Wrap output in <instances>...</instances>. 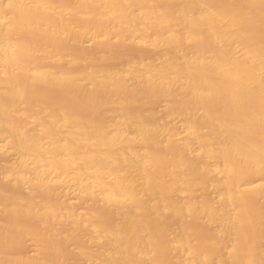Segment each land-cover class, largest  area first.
Returning a JSON list of instances; mask_svg holds the SVG:
<instances>
[{"label": "bare ground", "instance_id": "1", "mask_svg": "<svg viewBox=\"0 0 264 264\" xmlns=\"http://www.w3.org/2000/svg\"><path fill=\"white\" fill-rule=\"evenodd\" d=\"M259 5L264 12V0H0V134L20 154L17 172L6 166L2 175L15 193L25 185L35 194L52 187V196L56 187L73 182L80 193L111 205L121 218L106 225L102 212H91L94 220L87 222L62 198L64 203H56L50 197L57 200L50 203L31 190L8 197L3 188L8 198L0 200L1 214L9 217L0 224V264H65L58 245L30 231L28 218L42 224L53 219L58 228L67 224L59 229L70 240L84 239L87 231L89 245L102 246L98 256L94 253L101 264H162L167 253L183 257L182 264L264 262V250L257 247L264 239L259 223L264 181L250 185L252 178L264 176V36L257 33H264V13L256 10ZM102 36L108 43L112 37L150 42L163 47L162 59L130 58L111 70L92 65L94 57L83 59L91 63L86 69L72 68L82 58L62 48V42L79 45L84 38ZM43 86L72 88V104L46 100ZM95 90L103 98H96ZM153 96L174 99L168 110L185 118L189 136L184 141L177 139L174 126L125 106ZM106 106L107 117L89 113ZM30 121L37 126L29 128ZM214 171L221 174L210 185L218 192V206L213 196L212 203L178 199L176 194L193 196L197 190H191L206 185L203 178ZM187 216L218 223V228L211 225L218 229L215 245L193 234L183 223ZM169 218L178 223L173 236ZM28 236L45 246L42 251L51 245L64 261L41 251L4 254Z\"/></svg>", "mask_w": 264, "mask_h": 264}, {"label": "rangeland", "instance_id": "2", "mask_svg": "<svg viewBox=\"0 0 264 264\" xmlns=\"http://www.w3.org/2000/svg\"><path fill=\"white\" fill-rule=\"evenodd\" d=\"M260 7V5L259 6H257L256 8V10L259 12L260 11V13H264L263 12V8L262 9H260L259 8ZM257 33H259V35L261 36V38L264 36V35H262V34H264V33H260V31L258 30V32ZM105 37V38H104ZM118 38H116V37H112L111 38V41H110V43H108L107 41H108V37H107V40H106V36H102L101 38H99V39H97V40H95V39H92V38H90V37H87V38H84V39H82L81 41H79L78 43H79V45H77V43L75 44V43H71V42H69L68 43V41L66 42V44L64 43V41L62 42L63 44H61V45H63V46H61L62 48H64V49H66V50H71L70 52L71 53H73V54H77V55H79L81 58H82V60L81 61H79V63L77 62L76 64H74L73 66H72V68H75V69H79V70H81V69H86L87 68V66L88 65H91V63L90 64H88L87 65V63L86 62H84V60L83 59H86V58H94L95 57V61L94 62H92L93 64L92 65H94V66H103V67H105V68H109V69H111V70H116V69H121V67H124L130 60H132V59H137L136 61H139L140 60V58H141V60L140 61H142V59H143V61L145 60V61H154V62H156V63H159L160 61H161V59H162V54H163V52H164V49H163V47H155L154 45H152L150 42H148V43H144L143 45H141V44H136V43H132V42H130V41H128V42H122V41H120L119 39L117 40ZM263 39V38H262ZM264 40V39H263ZM95 41H97V42H95ZM68 43V44H67ZM76 46H75V45ZM147 44V45H146ZM151 44V45H150ZM68 45L69 47H66V46ZM71 46H74V47H71ZM102 46H104V47H102ZM240 47V44H237L236 45V48H235V50H237L236 52L238 53L239 52V54H241L242 52H243V50H241V49H243V48H239ZM242 47V46H241ZM76 48H77V51H76ZM81 52H80V51ZM161 50H162V52H161ZM78 51H79V54H78ZM96 52V53H95ZM93 53H95L94 55H93ZM110 55H109V54ZM112 53V54H111ZM103 54H104V56H103ZM189 54H192V52H190L189 51ZM82 55H84V56H82ZM98 55V56H97ZM112 56V57H111ZM100 57V58H99ZM109 57V58H108ZM112 58V59H111ZM130 58H132V59H130ZM97 59V60H96ZM106 59V60H105ZM110 59V60H109ZM98 60H100V61H98ZM160 60V61H159ZM105 61V62H104ZM99 64H98V63ZM124 62H126V63H124ZM86 63V64H85ZM86 65V66H85ZM132 84H135V82L136 81H134L133 79H131V81H130ZM48 87V88H47ZM44 89V90H43ZM50 89H52V90H50ZM41 90L43 91V95L44 96H47V97H45V99L46 100H48V101H54V100H60L61 102H63V103H67V104H72V102H73V99H72V94L74 93V91L72 90V88H61V87H59V86H43V87H41ZM56 90V91H55ZM49 91V92H48ZM63 91H64V93H63ZM97 91V92H96ZM46 92V93H45ZM56 92V93H55ZM59 92V93H58ZM61 92V93H60ZM50 94L52 95V96H50ZM53 95H55V96H53ZM94 95L96 96V98H103V96H104V94L101 92V91H99V90H95L94 91ZM154 98V99H153ZM65 100H67V102L65 101ZM173 100L174 99H172L171 97H156V96H153V97H151L146 103H137V104H125V106L128 108V109H131V110H133V111H136V112H138V113H141V114H145V113H150V114H152L154 117H155V119H157L158 121H160V122H162V123H165L166 122V124H168L170 127H171V125H172V127L174 126L176 129H178L177 130V134H176V137H177V139L178 140H180V141H184L185 140V136H189V131H187L188 130V128L186 127V123H185V118H183L182 116H178L177 114H170L169 113V110H168V107H169V105L170 104H172V102H173ZM72 101V102H71ZM128 105V106H127ZM108 109H109V106L107 107H105V108H103V110H100L99 111V109L97 110V109H92V110H90L89 111V113L92 115V116H94V117H107V115H108ZM95 110V111H94ZM95 112V113H94ZM99 112V113H98ZM97 115H99V116H97ZM35 124V125H34ZM184 125V126H183ZM34 126V127H33ZM37 126V123L36 122H32V121H30L29 123H28V127L29 128H35ZM183 127V128H182ZM185 129V130H184ZM188 132V133H187ZM188 134V135H187ZM0 137H1V139H0V144L1 145H3V148H1L2 146L0 145V180H2V178H3V182L1 181L0 182V187H1V190H0V192L3 194H1L0 193V196H2L1 198L2 199H0L1 200V203H2V201L4 202V198L6 197V195H7V193L9 192V193H11V194H9L8 193V197H12V195L14 194H17L18 193V195H15V196H24L25 194L27 195V193L31 190V188L28 186H24L23 187V189H19V188H17V191H16V193H15V189H14V187L15 186H13L12 184H11V182L7 179V177H6V179L4 178L5 176H4V174L2 175V169H4L6 166H7V169H8V171H10L11 172V168L14 170V172H17V166H16V164H15V162H17L18 163V161H19V157H20V154H19V152L14 148V150H13V147L11 146H9V145H7V139H5L6 137L3 135H1L0 134ZM3 137V138H2ZM5 137V138H4ZM182 139V140H181ZM7 142V143H6ZM4 144H6L5 145V147H6V150H5V148H4ZM9 144V143H8ZM11 149H10V148ZM4 149V150H3ZM8 149V150H7ZM12 150V151H11ZM15 151V152H14ZM8 152V153H7ZM18 152V153H17ZM5 162V163H4ZM12 162V163H11ZM7 163V164H6ZM6 164V165H5ZM11 164H12V166H11ZM13 164H15L14 166H13ZM10 167V168H9ZM2 170V171H1ZM5 170H6V168H5ZM13 170H12V173H11V175L13 174ZM16 170V171H15ZM10 174V173H9ZM208 176V177H207ZM207 176H205L204 178H203V180L204 179H206V180H204V182L206 183V185H208V187L206 188V185H200V186H197V188L196 187H194L193 188V190H191V192L192 191H195V190H197V191H195V192H192L193 193V196L189 193H183V194H176L178 197L179 196H182L185 200H194V201H201V202H209L210 201V199H211V202H209V203H212V199H213V197H214V199H215V201H213V203L215 202V206H218L219 205V201H218V192H217V190L215 189V188H213L212 186L210 187V185H211V181L212 180H214V179H218V178H220L221 177V174L218 172V171H214V173L212 174V175H207ZM262 178V179H261ZM208 179V180H207ZM264 181V176L263 177H261V176H259V177H256V178H252L251 180H250V185L251 186H254V185H257V184H259V183H261V182H263ZM7 182V183H6ZM8 182H9V184H8ZM209 182H210V184H209ZM5 183V184H4ZM73 182H67L65 185H63V186H61V187H56V193H54V194H52V196H50L51 195V189H52V187H48V190H50L49 191V193H48V190L46 189V191H47V193L45 192V189H40L39 191H37L38 193H34L35 192V190H31L30 191V193L31 192H33V194H35V196H37L38 197V199H41V197H42V199L44 200H48V198L47 197H53V198H55V199H57L58 200V202H56L57 200H51V198H50V203H64L63 202V200L65 201L66 200V202H65V204L67 203V204H69L70 203V205L72 204L73 206H74V208L73 209H76V211L77 212H79V213H81L80 215H81V218L83 219V220H85V221H87V222H92V220H94V217H92L93 215H101V220L107 225V223H108V225H114L115 223H117L118 222V219L120 218V215L118 214L119 212H116L117 210H115V208H111L112 206L110 205L109 206V204H107V203H105V202H101L100 201V199H95L94 198V200L92 199V197H91V195H88V194H82V193H80V190L78 189V187L75 185V184H72ZM1 184H2V186H1ZM70 184V185H69ZM12 185V186H11ZM73 186V187H72ZM75 186V187H74ZM205 187L206 189L204 190L205 192L207 191H209L208 193H205L204 194V192H202L201 190L202 189H204L203 187ZM22 187V186H21ZM26 187H27V189H26ZM4 188V189H3ZM6 188V189H5ZM7 188H8V190H7ZM71 188V189H70ZM199 188H201V189H199ZM4 190V192H5V194L3 193V190ZM10 189H11V191H10ZM55 189V188H54ZM210 189V190H209ZM215 189V190H214ZM20 190H22V191H20ZM70 190V191H69ZM6 191H7V193H6ZM28 191V192H27ZM43 191V192H42ZM64 191V192H63ZM45 192V193H44ZM52 192H55V190H53ZM62 192V193H61ZM209 193H211V194H209ZM20 194V195H19ZM41 194V195H40ZM43 194L45 195V194H47V195H45V196H43ZM55 194H60L59 196L58 195H55ZM62 194V195H61ZM204 194V195H203ZM207 194V198H206V195ZM39 195V196H38ZM49 195V196H48ZM176 195H172V196H174V197H171L172 199L173 198H175L174 200H176L177 198L175 197ZM186 195V196H185ZM188 195H191V197H194L193 199H191L190 198V196H189V198H188ZM205 197V199L206 200H204V199H202V200H204V201H202L201 200V198H203V196ZM56 196H58V197H60V198H58V197H56ZM63 196V197H62ZM213 196V197H212ZM8 197H6V199L8 198ZM46 197V198H45ZM36 198V197H35ZM52 198V199H53ZM63 200H62V199ZM91 198V199H90ZM200 198V199H199ZM41 199V200H42ZM178 199H181L180 197L178 198ZM184 199H181V200H184ZM198 199V200H197ZM46 200V201H47ZM60 200V201H59ZM96 200V201H95ZM98 200V201H97ZM49 201V200H48ZM47 201V202H48ZM0 203V204H1ZM102 203H104V204H102ZM261 203V202H260ZM258 204H259V202H258ZM71 205V207H73ZM1 206V205H0ZM1 210H3V209H1V207H0V224L1 223H4V222H6L7 220H6V218L8 219V217H9V215L7 214V213H5V212H3L2 211V214H1ZM115 210V211H114ZM97 211V212H96ZM94 213L92 216H91V214L92 213ZM102 212V213H101ZM99 213V214H98ZM101 213V214H100ZM5 214V215H4ZM8 216H7V215ZM1 215H3V218H1L2 216ZM88 215V216H87ZM104 215H106L105 217H107L108 218V220L111 222H109L108 220H107V218H106V220L104 219L105 217H103ZM92 217V219H91V221H90V219H88V217L89 218H91ZM87 218V219H86ZM112 218V219H111ZM33 218H31V220H30V218H28L27 219V221H30V223L29 222H27L26 220H25V222L26 223H28V224H30L29 226L31 227V230H30V228H29V230L31 231V232H35V234L37 233V235L39 236V237H41L42 235H44V236H46L47 235V237H48V239H45V241L47 242H49V244H51V245H53L54 244V246H57L58 248H59V250L61 251V253H62V255H63V257L62 258H64L65 257V264H101V261H100V257H97L98 256V252H100V250H102V246L100 245V243L98 244V243H96V242H94L95 244H91V243H93L92 241H90L89 240V234L87 233V231L85 232V233H83L82 235L84 236V239H81V233L80 232H82L84 229H82L79 233H80V239L81 240H79L78 239V237H77V239H76V237H75V239L74 240H70V239H66V237L64 236V235H62L61 233H60V229L59 228H61L62 230H63V228H66L67 227V224H63L62 226H60L59 228L57 227V226H55V223H56V221L55 222H52L53 221V219H51V223H49V221H48V224H50V226H48V224L47 223H43V224H47L44 228H43V224L41 223V222H38V220H36V222H38L39 224H36V222H34L35 221V218H34V220H32ZM170 219L171 218H169L168 220L170 221ZM185 219V218H184ZM105 220V221H104ZM119 220H121V218L119 219ZM167 220V219H166ZM173 220V219H172ZM170 221V222H167V223H169V229H170V231H168V232H170V233H168V234H171L172 236L174 235V232H175V228L177 227V225H178V223H176V221L174 222V220L173 221ZM204 220V221H203ZM259 221H260V219H258ZM258 220L256 221V222H258ZM3 221V222H2ZM207 220L205 219V218H201V219H198V217H193V216H189V218H188V216H187V220L185 219V221H183V223L184 224H186V226H189V227H191L192 228V230L191 231H193L194 230V235H196L197 236V233H198V235L199 236H197L199 239H201V238H203L202 239V241H205V240H208V243L207 244H209V246H211L212 244H214L215 245V243H214V241H213V239L215 240L216 238H215V235H213V234H215V232L217 233V231H218V229H217V231L214 229H212V226L213 227H215V228H218V223H212L211 225H210V223H207V222H209V221H207ZM32 222H34V223H32ZM262 222V223H261ZM261 222H259L261 225L263 224V226H264V219H263V221H261ZM27 224V225H28ZM42 225L41 227L43 228H41L42 230H45L44 232L41 230V229H38L37 227L36 228H34L35 226L34 225ZM57 224V223H56ZM188 224V225H187ZM258 224V223H257ZM259 224V225H260ZM53 225V226H52ZM175 225V226H174ZM174 226V227H173ZM35 229V231H34V229ZM53 227V228H52ZM54 227H56V229H59V230H55V228ZM261 227V226H260ZM40 228V227H39ZM46 228V229H45ZM68 228V227H67ZM257 228V227H256ZM261 228H263L264 229V227H261ZM212 229V230H211ZM258 229V228H257ZM50 230V231H49ZM80 230V229H79ZM79 230H77L76 231V234L78 235L79 233H78V231ZM37 231H39V232H37ZM41 231V232H40ZM249 231H252V230H249ZM43 232V233H42ZM196 232V233H195ZM254 233L256 232V231H253ZM253 232H250L248 235H251V236H249L250 238L251 237H253L252 236V233ZM50 233V234H49ZM53 233V234H52ZM52 234V235H51ZM49 235V236H48ZM60 235V237H58ZM212 235V236H211ZM30 236V235H29ZM26 237V238H23V239H20V240H22V241H20V242H16V244L14 243V244H12V245H9L10 246V248L8 247V245L5 247V248H9V250H8V248L5 250V249H3V250H5V251H3L2 249V251L4 252V254H5V252L7 253V254H11L12 253V255H13V253L16 255V254H18L19 256L21 255V256H23V255H28V256H34V255H37V254H39V252L41 251V252H45V251H42V247H44V250H45V246H42L41 245V243H39V241H36V239L35 238H33L32 236L31 237ZM44 236H42V237H44ZM76 236V235H75ZM79 236V235H78ZM63 237V238H62ZM64 237H65V239H64ZM211 237V238H210ZM49 238H50V240L51 241H49ZM59 238V239H58ZM61 238V239H60ZM83 238V237H82ZM25 239V240H24ZM248 239V241L249 242H251V243H253V238L252 239H249L248 238V236H247V238L245 239V240H247ZM66 240V241H65ZM70 240V241H69ZM244 240V243L246 244V241ZM87 241V242H86ZM261 242L259 243V244H257V247L259 246V250L261 249V250H264V239H262V240H260ZM58 242V243H57ZM82 242H83V244H82ZM86 242V243H85ZM89 242H91L90 244L91 245H89ZM206 242V241H205ZM210 242H211V245H210ZM249 242H247V243H249ZM81 243V244H80ZM85 243V244H84ZM254 243L256 244L257 242H255L254 241ZM253 243V244H254ZM19 244V245H18ZM16 247H15V246ZM18 245V246H17ZM51 245H49L48 246V243H47V246L48 247H50L51 249L49 250V248L46 246V252H45V254L44 255H47V256H51V257H53V258H56V259H62L61 258V256L62 255H60L61 253H57L56 251H54L53 250V247L51 246ZM86 247H85V246ZM214 245H213V248H214ZM247 245H249V244H247ZM246 245V246H247ZM252 245V244H251ZM12 246H14V247H12ZM60 246V247H59ZM80 246H83L87 251L85 252V253H83V251L84 250H82V249H84L83 247H80ZM89 246H90V248H89ZM217 246V245H216ZM253 246H255V245H253ZM219 247V246H218ZM256 247V246H255ZM57 248V249H58ZM79 248H81L80 249V253H79ZM216 249H217V247H215ZM214 248V249H215ZM263 248V249H262ZM15 249V250H14ZM91 249V250H90ZM218 249H220V250H223L222 248H218ZM258 249V248H257ZM91 252H93V256H90V255H92L91 253H90V251ZM96 250H99V251H96ZM51 251H53V252H51ZM65 252L64 254H63V252ZM96 251V252H95ZM8 252H10V253H8ZM58 255H60V257H59V255L58 256H56V254ZM89 252V254H87ZM167 252H169L170 253V251H167ZM172 252V251H171ZM223 252H224V250H223ZM1 253V252H0ZM20 253V254H19ZM49 253V254H48ZM50 253H53V254H50ZM82 253H83V255H82ZM94 253H96L97 254V258L95 257V254ZM166 253V252H165ZM174 253V252H173ZM23 254V255H22ZM55 254V255H54ZM67 254V255H66ZM84 254L86 255V256H88V257H86V256H84ZM171 254V253H170ZM175 254V255H174ZM172 256L170 255L169 256V254L167 253L165 256H163V258H162V264H182L181 263V261H183V257H180L177 253H174ZM53 255V256H52ZM166 256H168L171 260L169 261V258H166ZM59 257V258H58ZM175 258V260H174V258ZM94 258V259H93ZM63 260V259H62ZM61 260V261H62ZM96 260V261H95ZM64 261V260H63ZM166 262V263H165ZM176 262V263H175ZM180 262V263H179ZM261 264H264V262H262Z\"/></svg>", "mask_w": 264, "mask_h": 264}]
</instances>
